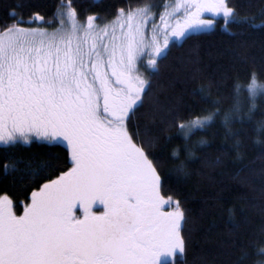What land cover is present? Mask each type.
Returning a JSON list of instances; mask_svg holds the SVG:
<instances>
[{"label":"snow or ice","instance_id":"obj_1","mask_svg":"<svg viewBox=\"0 0 264 264\" xmlns=\"http://www.w3.org/2000/svg\"><path fill=\"white\" fill-rule=\"evenodd\" d=\"M154 7H119L110 19L99 12L81 19L72 0H65L56 27H25L49 23L39 12L0 27V145L62 143L71 164L33 189L20 215L12 199L0 195V264H177L186 257L188 211L179 199L162 195L164 160L151 151L157 138L145 140L134 118L174 44L211 32L217 18L225 27H254L256 20L241 16L231 0H178L158 12ZM256 75L252 69V96ZM241 85L237 77L236 95ZM204 98L215 105L225 100L211 96L210 86ZM233 110L237 118L225 117L228 134L236 132L232 122L243 127L245 121L239 104ZM218 111L206 108L185 119L168 108L163 119L194 157L191 135L210 129ZM242 143L236 135L237 158ZM199 144L211 147L206 137ZM179 149L173 148L174 157ZM21 163L5 160L4 174L20 171ZM52 167L43 162L26 171L35 177ZM94 205L103 210L93 211ZM246 256L242 249L235 264Z\"/></svg>","mask_w":264,"mask_h":264},{"label":"trees","instance_id":"obj_2","mask_svg":"<svg viewBox=\"0 0 264 264\" xmlns=\"http://www.w3.org/2000/svg\"><path fill=\"white\" fill-rule=\"evenodd\" d=\"M166 0H72L81 19L99 12L108 19L119 7L160 4ZM65 0H0V27L15 22L18 17L28 20L39 12L51 25L59 5ZM241 16L255 17V26L232 23L225 27L217 18L214 30L197 34L174 44L166 59L160 62V72L153 77L152 92L145 99L134 118L145 140L156 137L151 151L164 160L161 175L164 179L162 195L182 201L189 215V245L185 258L177 264H235L241 250L247 252L243 264L264 261V130L258 127L264 119V99L252 116H245L243 127L232 122L235 134H228V125L221 113L233 100L236 78L246 83L255 69L264 78V0H231ZM13 11L17 15H12ZM211 19V15H206ZM203 86V92L201 87ZM223 96L224 102L215 105L205 94ZM242 91V86L240 92ZM239 92V93H240ZM248 100L245 96V107ZM217 107L211 128L191 135L189 144L196 155L189 157L182 136L175 126L163 119L168 108L178 109L187 119L205 114L204 109ZM239 135L243 143L239 149L233 141ZM170 137V138H169ZM207 138L211 147L200 145ZM259 140V142H257ZM180 146L179 157L172 150ZM217 156L220 162H216ZM22 161L20 171L4 174L5 160ZM183 161L185 168L179 169ZM51 162L52 168L41 169L33 177L27 168H37ZM71 167L69 152L64 144L49 146L40 141H21L13 147L0 145V195L7 194L13 201L17 215L30 203L33 189L45 180L53 179ZM94 205L93 211H102Z\"/></svg>","mask_w":264,"mask_h":264},{"label":"clouds","instance_id":"obj_3","mask_svg":"<svg viewBox=\"0 0 264 264\" xmlns=\"http://www.w3.org/2000/svg\"><path fill=\"white\" fill-rule=\"evenodd\" d=\"M251 83V77L246 83L242 82V91L238 95H234L232 103L221 113V118L225 122L226 115H231L233 118H237V113L233 110V105L239 104L240 112L239 115L252 116L255 112V109L258 107V101L261 98H264V78H261L258 73L256 75V84H257V94L252 96L247 85ZM245 96H247L248 104L245 107ZM231 122V121H229ZM258 127L261 130H264V119L259 121ZM259 142V140L257 141ZM255 264H264V261H256Z\"/></svg>","mask_w":264,"mask_h":264},{"label":"rangeland","instance_id":"obj_4","mask_svg":"<svg viewBox=\"0 0 264 264\" xmlns=\"http://www.w3.org/2000/svg\"><path fill=\"white\" fill-rule=\"evenodd\" d=\"M178 0H166L160 4H154L155 7L153 8L154 12H158V11H163L165 7L171 6L172 4L177 3ZM205 18H208L205 16ZM56 20V23H51V25H30V26H25V27H48V28H53L56 27V24L59 22L57 18L53 19ZM52 20V21H53ZM156 20L159 21V15L156 16ZM145 59H147V57H145ZM167 210V209H165Z\"/></svg>","mask_w":264,"mask_h":264}]
</instances>
